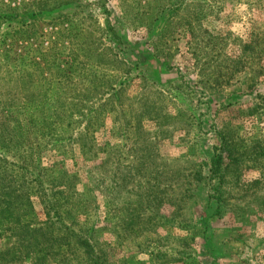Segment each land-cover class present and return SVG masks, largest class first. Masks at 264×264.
I'll use <instances>...</instances> for the list:
<instances>
[{
	"label": "rangeland",
	"instance_id": "374dc122",
	"mask_svg": "<svg viewBox=\"0 0 264 264\" xmlns=\"http://www.w3.org/2000/svg\"><path fill=\"white\" fill-rule=\"evenodd\" d=\"M24 70L31 100L37 79L63 76L131 104L158 159L116 181L127 145L109 170L102 148L89 163L66 153L77 179L30 199L0 178V264H264V0H0L3 122L22 118ZM120 115L105 107L97 142L120 143Z\"/></svg>",
	"mask_w": 264,
	"mask_h": 264
},
{
	"label": "trees",
	"instance_id": "16d2710c",
	"mask_svg": "<svg viewBox=\"0 0 264 264\" xmlns=\"http://www.w3.org/2000/svg\"><path fill=\"white\" fill-rule=\"evenodd\" d=\"M92 47L94 46L92 45ZM47 63L48 60H44L42 64L36 65L40 67ZM259 69H261L260 66ZM25 72L26 70H24V74L16 78L17 102L22 109V118H7L4 122L0 120V178L12 181L8 194H13L14 191L17 192V195L30 199L31 195H38L46 187H49L50 190H57L56 194L64 192L67 189L66 184L71 183L73 178L77 179L79 171L76 170L78 168L75 170L64 168L66 153L74 155L75 152H78V156L82 157L84 162L89 163L102 148L100 154L104 155L103 163H107L104 169L109 170L110 153L114 154L117 149L116 145H127L128 149L125 153L132 160L115 165L110 162L112 167L114 166L110 173H116L112 175L116 181L123 179V173L129 169L141 170L144 165H147L146 162L158 159L155 156L157 155L155 150H152V145L145 147L137 143L138 139L143 138L141 134L144 130L141 121H128L131 116L129 110L135 109L131 104L122 106L117 102L118 100H91L93 93L97 92L96 89L99 88H96L95 85L80 86L73 82L69 84V80L63 76L52 79L41 76L35 83L42 88L39 97L36 100H31L25 93L27 86L32 84V78L24 82L21 81L33 74L29 72L25 74ZM60 72L59 68L55 71L56 74L62 75ZM21 77H23L22 80ZM141 77L144 76L141 75ZM113 86V84H109L107 89L118 91ZM31 90L33 92L34 89ZM152 103L155 104L154 101ZM107 106L116 107L121 114L122 125L118 124L116 132L117 136H121L119 144H116V140L111 142V139L97 142L96 136L102 135L99 130L104 127L99 117ZM124 107L127 110H124ZM150 110L151 104L143 101L140 103V108L133 111L134 115L138 117L142 112ZM113 112L115 110L111 111V113ZM116 116H118L117 113ZM12 120L16 124L11 126L9 122ZM25 129L29 130L28 134ZM131 131H133L132 134ZM154 135L157 137V133ZM222 148L223 145L220 144L219 151L215 154L216 159L213 160L210 168L212 173L220 174L221 180L224 169L222 155L225 156ZM152 154L154 156H151ZM142 160L143 162H141ZM20 177L22 178L21 182L18 180ZM107 177L103 179L110 181V178ZM25 180L28 181L27 188L24 187ZM32 181L35 185H29ZM131 181L133 188L141 187L139 178H134ZM59 187H62V190H58ZM0 192L7 194L4 186H0Z\"/></svg>",
	"mask_w": 264,
	"mask_h": 264
}]
</instances>
